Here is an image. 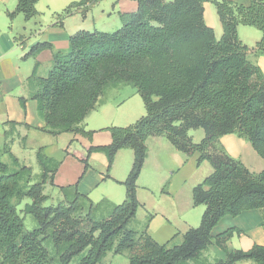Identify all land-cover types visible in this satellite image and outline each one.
Wrapping results in <instances>:
<instances>
[{"label":"trees","instance_id":"16d2710c","mask_svg":"<svg viewBox=\"0 0 264 264\" xmlns=\"http://www.w3.org/2000/svg\"><path fill=\"white\" fill-rule=\"evenodd\" d=\"M38 1L17 0L15 10L7 13L9 21L19 14L25 20L35 17ZM101 1L72 2L54 17L58 23L77 13L85 17ZM131 1L137 10L119 13L118 29L74 33L67 53L53 52L47 76L37 78L34 69L29 78L37 82L32 98L53 135L72 132L90 139L92 132L81 125L106 89L126 85L139 94L145 115L126 127H108L110 144L89 148L82 161L88 168V155L100 152L109 170L119 150H132V166L122 183L125 200L98 218L104 202L93 203L69 186L59 188L63 202L45 206V185L53 186L59 162L38 152L41 180L33 184L29 168L10 172L0 162V264H98L108 253H126L128 264H187L210 245L225 254L213 264H264V246L226 249L231 236L241 234L237 228L211 234L221 218L247 210L262 211L264 222V170L251 173L218 142L235 134L264 161V75L248 61L249 49L237 35L239 25L260 31L252 51L264 54V0H250L248 6L212 0L222 25L219 39L204 22L203 4L209 0ZM44 50L52 46L37 43L24 58ZM198 129L204 137L194 143L189 133ZM155 136L185 155L198 154V164L207 161L213 168L192 190L193 205L204 206L199 225L172 247L128 227L139 207L136 181L147 156L146 140ZM67 191L73 192L71 199ZM26 215L36 222L31 231L24 226Z\"/></svg>","mask_w":264,"mask_h":264},{"label":"crops","instance_id":"0c3cea01","mask_svg":"<svg viewBox=\"0 0 264 264\" xmlns=\"http://www.w3.org/2000/svg\"><path fill=\"white\" fill-rule=\"evenodd\" d=\"M76 1L79 0H39L35 5L38 12L35 17L25 20L19 14L9 21L7 13L15 10L17 0H0V162L10 172L21 167L29 168V184L41 180L38 152L52 162H59L53 186L45 185L44 194L62 200L59 188L75 186L77 193L91 202H104L97 213L100 218L125 200L122 183L132 166L133 151L119 150L109 170L103 153H90L88 168L82 161L89 148L110 144L108 127H126L145 115L141 97L130 86L108 88L81 125L85 131L92 132L90 139L72 132L53 135L47 132L37 102L32 98L37 82H30L29 78L34 69L37 78L47 76L53 65V52L67 53L71 35L80 30L111 32L120 26L118 14L135 12L137 3L102 0L85 17L77 13L58 23L54 14ZM211 1L203 4V18L218 39L222 35V25ZM229 1L244 6L250 4V0ZM237 35L249 49L248 61L264 75V54L252 51L261 39L260 31L239 25ZM45 42L52 46V51L44 50L34 58H24L33 45ZM189 135L194 143H199L204 131L193 130ZM218 142L228 156L240 161L251 173L264 170V161L246 139L228 134L221 136ZM146 147L147 156L136 181L139 207L128 227L138 234L146 233L159 245L176 246L181 243L185 232L200 223L204 206L193 205L192 190L213 172V168L207 161L198 164V154L185 155L177 151L163 136L149 137ZM67 196L71 199L73 192L67 191ZM230 228H237L241 234L234 233L226 242L228 251H249L255 245L264 246L262 211L247 210L235 217L224 216L211 234L214 236ZM121 255L128 259L126 253ZM107 257L114 255L108 253L103 260ZM224 259V252L210 245L197 261L187 264H213ZM235 264L254 263L240 261Z\"/></svg>","mask_w":264,"mask_h":264},{"label":"rangeland","instance_id":"374dc122","mask_svg":"<svg viewBox=\"0 0 264 264\" xmlns=\"http://www.w3.org/2000/svg\"><path fill=\"white\" fill-rule=\"evenodd\" d=\"M118 28H116V29H118ZM116 29H114L113 31H115ZM113 31H111V32H113ZM102 32H109V31H102ZM45 195L48 197L47 202H45V206H56L58 203L63 202V199L59 200V199H57V197H53L51 194H45ZM22 206H23V203L20 204L17 207V209L21 210ZM24 226H25L26 230H28V231H31L36 227V222L34 221V219L31 215L25 216ZM98 264H128V259L124 255H114V257H107L105 260H102Z\"/></svg>","mask_w":264,"mask_h":264}]
</instances>
